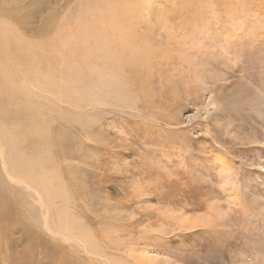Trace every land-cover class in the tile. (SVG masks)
Returning a JSON list of instances; mask_svg holds the SVG:
<instances>
[{
    "label": "rangeland",
    "instance_id": "1",
    "mask_svg": "<svg viewBox=\"0 0 264 264\" xmlns=\"http://www.w3.org/2000/svg\"><path fill=\"white\" fill-rule=\"evenodd\" d=\"M82 1L0 0V23L36 48L49 17L62 25ZM136 1L154 65L121 102L111 92L107 105H74L28 87L53 135L74 141L73 157H56L50 169L90 237L58 233V220L45 219L34 193L0 164L2 185L27 201L26 228L7 235L10 224L0 223V264H70L63 255L77 241L98 253L76 249L82 264L116 262L101 250L110 246L156 264L264 260V0Z\"/></svg>",
    "mask_w": 264,
    "mask_h": 264
},
{
    "label": "bare ground",
    "instance_id": "2",
    "mask_svg": "<svg viewBox=\"0 0 264 264\" xmlns=\"http://www.w3.org/2000/svg\"><path fill=\"white\" fill-rule=\"evenodd\" d=\"M114 1L83 0L80 13L68 16L62 25H56V16L52 14L42 27L46 40L36 48L18 38L19 32L15 28L0 23V164L10 180L34 193L45 219L54 217L58 220L55 222L57 232L73 241L89 238L90 232L70 216L63 185H58L50 168L54 167L56 157L74 155L70 151L74 141H67L62 130L53 135L44 119V107L33 101L28 87L49 92L74 105L102 106L112 103L111 92L119 95L115 101L123 100V95L135 86L137 76L148 77L154 65L152 55L155 50L147 47L149 35L138 33L136 23L137 10L144 4L136 0H125L122 4ZM56 67L61 70V80L57 78ZM130 79H134L132 84ZM20 195L0 182V223L10 224L9 232L2 231L7 235H11L8 233L13 231L14 225L26 228L27 201L23 193ZM56 202L62 205L56 206ZM31 211L29 214L37 215L34 208ZM27 232L32 233L28 228L24 234ZM36 235L41 238L39 233ZM35 242L32 240L26 249H35L38 241ZM92 247L90 241L87 246L77 241L73 252L63 256L70 264H82L76 249L90 256L97 253ZM110 247L112 249L101 250L114 251L113 260L116 262L105 263L103 258L104 264H156L152 257L134 256V249L126 255L122 249ZM33 254L25 256L24 263ZM255 264H264V260L256 257Z\"/></svg>",
    "mask_w": 264,
    "mask_h": 264
}]
</instances>
